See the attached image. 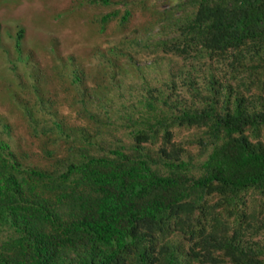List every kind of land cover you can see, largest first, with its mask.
I'll return each instance as SVG.
<instances>
[{
  "label": "trees",
  "instance_id": "1",
  "mask_svg": "<svg viewBox=\"0 0 264 264\" xmlns=\"http://www.w3.org/2000/svg\"><path fill=\"white\" fill-rule=\"evenodd\" d=\"M147 1L89 0L81 128L10 95L40 152L0 138V264H264V0Z\"/></svg>",
  "mask_w": 264,
  "mask_h": 264
},
{
  "label": "rangeland",
  "instance_id": "2",
  "mask_svg": "<svg viewBox=\"0 0 264 264\" xmlns=\"http://www.w3.org/2000/svg\"><path fill=\"white\" fill-rule=\"evenodd\" d=\"M154 3L147 1L150 6ZM108 9L89 0H0V138L15 152H40V147L32 145V126L10 95L20 94L38 104L36 108L43 110L39 116L57 111L68 128L86 124L73 106L76 88L65 80L64 69L76 65L86 73L94 70L96 60L89 55L107 46L116 29L110 23L104 35L97 33L98 12ZM149 12L143 16L135 11L126 33L146 23ZM18 33L22 34L20 54L15 49ZM86 83L93 81L87 78ZM33 84L38 95L32 92Z\"/></svg>",
  "mask_w": 264,
  "mask_h": 264
}]
</instances>
